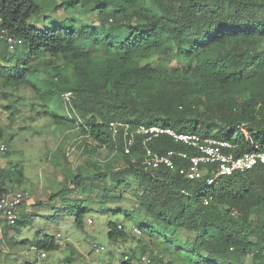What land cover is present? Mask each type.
Here are the masks:
<instances>
[{
	"label": "trees",
	"instance_id": "16d2710c",
	"mask_svg": "<svg viewBox=\"0 0 264 264\" xmlns=\"http://www.w3.org/2000/svg\"><path fill=\"white\" fill-rule=\"evenodd\" d=\"M52 9L63 16H43L36 0H0V89H30L54 125L73 126L99 148L120 151L124 168H97L86 183L144 236L166 240L180 264H264V164L210 185V168L201 180L188 181L163 167L131 162L132 153L143 154L141 138L125 155L121 138L113 140L108 130V122L118 120L224 140L236 156L263 152L264 0H61ZM6 37L18 41L11 50ZM155 54H161L155 66L141 65ZM242 89L248 98L237 101ZM66 92L75 116L65 112ZM149 147L165 153L178 145L160 135ZM12 172L0 168L6 190ZM14 177L19 184L24 175L18 170ZM81 180L76 175L73 184L81 187ZM65 189L50 201L64 198ZM90 192L81 187L82 194ZM125 192L136 208H120ZM71 212L82 228L87 205ZM0 222L1 264V243L16 246L8 229L17 235L26 220L9 227L0 215ZM117 226L108 223V240L127 242L128 232ZM179 231L190 237L177 238ZM18 244L59 250L48 235ZM121 264L134 263L129 258Z\"/></svg>",
	"mask_w": 264,
	"mask_h": 264
},
{
	"label": "rangeland",
	"instance_id": "374dc122",
	"mask_svg": "<svg viewBox=\"0 0 264 264\" xmlns=\"http://www.w3.org/2000/svg\"><path fill=\"white\" fill-rule=\"evenodd\" d=\"M36 1L44 8L43 16H63L62 11L52 9L61 0ZM159 58L161 54L152 55L141 61V65L155 66ZM46 75L47 72L42 70L41 76ZM248 95V91L242 89L234 98L245 100ZM7 107L10 109L6 110ZM43 112L44 108L30 89L12 93L0 89V143L7 146V151L0 154V167L13 169L11 179H6L8 190L26 193L23 204L17 210V219H25V225L20 227L17 235L12 228L8 229V238L13 237L11 242L16 246L10 249L7 243H1V264H121L125 257L137 264L142 255L147 256L150 263L153 260L152 264H159L156 261L180 264L166 240L155 242L144 236L132 227L121 211L109 209L115 208L113 204L96 197L100 196L97 187L86 183L85 177L91 176L93 170L124 168L127 158L120 151L115 154L110 149L99 148L93 140L82 136L78 128L54 125ZM143 157L142 153H132L128 159L135 162L143 160ZM18 170L24 175L19 184L14 179ZM76 175L82 176L81 187L91 190L88 193L92 195L89 204L86 201L88 194H82L81 187L73 184ZM63 188H66L64 198L50 201V196ZM76 204L87 205L82 228L76 227L71 212ZM135 204L130 192L122 194L121 209L132 210L137 207ZM109 222L128 232L127 242L113 243L108 240ZM2 225L0 222V241ZM175 234L179 239L190 237L185 231ZM44 235L54 236L59 250L46 252L42 260L32 247L18 244L25 239L31 242L41 239ZM96 247L103 249L97 250ZM248 262L249 259H246L245 264Z\"/></svg>",
	"mask_w": 264,
	"mask_h": 264
},
{
	"label": "built area",
	"instance_id": "2783aa9c",
	"mask_svg": "<svg viewBox=\"0 0 264 264\" xmlns=\"http://www.w3.org/2000/svg\"><path fill=\"white\" fill-rule=\"evenodd\" d=\"M5 39L10 50L18 43L12 37H6ZM71 98V92H66L62 95L65 112L68 116H75L76 113L72 106ZM75 125H80V122L77 120ZM108 130L113 140L117 137L121 138L123 154L129 155L136 137H140L144 156L141 161L143 166L153 170L163 167L170 172L177 173L188 181L201 180L204 172L210 168L211 176L206 179L207 185H210L218 177L231 176L234 173L248 171L256 165L264 164V151H253L236 156L233 153L234 147L229 142L211 137H201L198 134L177 133L172 129L157 126H131L124 121L118 120L109 121ZM160 135L169 137L174 144L178 145V148L168 150L165 153L154 152L149 147V144ZM6 151L7 146L4 143H0V154H4ZM66 154L69 155V152H66ZM176 161L184 164L178 165ZM1 181L2 176L0 173V188L4 190L0 196V215L1 219L9 227H12L16 223L17 210L23 204L26 193L6 190L1 186ZM89 223L92 222L89 220ZM117 227L120 229V226ZM31 249L37 253L40 260L46 257V252L39 251L36 247ZM96 249L102 250L103 248L96 247ZM127 259L125 257V260ZM149 263L150 261L145 255H142L137 262V264Z\"/></svg>",
	"mask_w": 264,
	"mask_h": 264
}]
</instances>
